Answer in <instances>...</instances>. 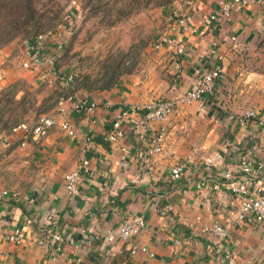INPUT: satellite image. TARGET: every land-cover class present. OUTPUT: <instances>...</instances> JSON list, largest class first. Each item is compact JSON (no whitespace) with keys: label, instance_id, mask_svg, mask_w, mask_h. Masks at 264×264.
<instances>
[{"label":"crops","instance_id":"crops-1","mask_svg":"<svg viewBox=\"0 0 264 264\" xmlns=\"http://www.w3.org/2000/svg\"><path fill=\"white\" fill-rule=\"evenodd\" d=\"M193 2L201 6L193 8L183 0L174 5L188 13L193 25L204 28L216 1ZM231 34L236 36V45L229 40ZM182 41L188 50L177 55V80L167 94L193 87L197 66L216 65L223 79L215 82L204 108L196 111L192 105L167 119L163 123L165 153L150 156L145 165L147 136L157 124L142 114H131L120 123L121 138L110 142L105 136L116 111L140 101L113 88L79 94L89 101L107 99L112 103L109 108L76 111L70 100L58 103L53 113L59 105L66 109L74 136L53 128L38 142L32 141L43 162L42 181L20 200L0 194L3 226L21 227L25 236L21 244L0 236V264L10 260L13 264H220L217 258L224 250L234 255L231 264H264V233L249 221H233L229 211L238 199L221 177L222 171L237 170L240 156L253 144L258 149L249 159L250 167L264 160V128L254 120L240 125L235 118L243 109L264 116V0L234 11L226 21L211 22L203 34L185 32ZM212 42L218 44L215 54L210 53ZM161 50L172 53L168 48ZM192 110L197 117L187 116ZM83 158L88 160L89 172L79 179L80 193L69 196L62 176ZM122 160L127 161V168L121 167ZM181 161L186 169L179 179L171 180L170 166ZM201 179L218 182V190L199 188L196 182ZM251 179L250 184L264 186V166ZM134 215L145 220L137 242L153 256L140 251L131 254L130 245L118 239L103 240V232ZM212 221L227 222V239L201 232V226ZM52 231L82 242L76 251L78 263L73 260L72 246L63 244L54 250L34 242L38 235Z\"/></svg>","mask_w":264,"mask_h":264},{"label":"rangeland","instance_id":"rangeland-1","mask_svg":"<svg viewBox=\"0 0 264 264\" xmlns=\"http://www.w3.org/2000/svg\"><path fill=\"white\" fill-rule=\"evenodd\" d=\"M175 1L31 0L34 10L25 14V0H0V133L53 112L60 97L86 98L79 94L94 89L119 88L140 102L177 95L167 94L177 80V54L151 45L163 9ZM47 30L53 36L42 38ZM37 46L43 64L24 68L26 51ZM193 110L187 116L197 117ZM31 142L10 138L0 149V194L12 201L42 181Z\"/></svg>","mask_w":264,"mask_h":264},{"label":"built area","instance_id":"built-area-1","mask_svg":"<svg viewBox=\"0 0 264 264\" xmlns=\"http://www.w3.org/2000/svg\"><path fill=\"white\" fill-rule=\"evenodd\" d=\"M215 8L207 15L202 24L204 28L199 29L196 25H193L189 20L188 13L174 4L169 5L163 9L160 27H158L156 35L151 42L152 48L155 50H161V48L171 49L175 54L181 56L185 55L188 48L182 41V35L187 33L198 32L203 34L205 27L211 22L226 21L228 20L234 11H238L248 7L257 0H215ZM193 8L201 6L200 2H193V0H183ZM53 36L50 30H47L43 36ZM230 42L236 45V36L231 34L229 36ZM218 44L212 42L210 44V53L215 54L218 51ZM27 57L22 66L26 69L35 70L43 64L42 52L40 48H31L26 51ZM221 58V56H218ZM197 74V82L193 87L186 89L184 92L177 94L169 98H150L141 102L131 103L116 111L111 123V129L107 132L106 140L114 142L123 136V131L120 128L121 121L129 118L131 114L143 115L148 121L157 124V128L154 132L147 136L148 146L145 149V156L143 157L144 164L146 165L150 156L156 154L165 153L164 148V136L165 128L163 123L169 118V116L181 105L187 103H193L195 110L200 111L206 105V98L211 94L213 86L216 81L223 79V72L218 66H210L206 68H195ZM68 77L66 80H69ZM73 96L67 95L60 97L58 103H63L65 100H70L73 103V107L76 111L85 110L92 112L98 106L111 107L112 103L105 100H91L87 98H75L73 102ZM65 108L59 105L55 113L49 112V114L39 115L35 121L28 124L13 125L6 133H0V146L7 143L10 138L18 140L22 146L26 145L28 138L33 142H38L42 137L47 135L51 129L56 128L66 136H74V129L67 119ZM254 120L257 125L264 128V116H260L254 109H243L237 116L236 121L240 125H245L248 121ZM258 149V146L253 144L251 148L240 156L239 166L235 172L231 170L222 171V182L227 185L231 194L237 197L238 201L236 207L230 210V214L233 215V221H249L255 224L259 230L264 233V186L250 184L252 179L259 170L264 166V160L258 162L255 168L250 167L249 159L253 155L254 151ZM125 153L128 150L122 148ZM121 167L127 168L128 163L126 160L121 161ZM186 164L184 161L176 162L169 168V178L171 180H177L180 178ZM89 172V164L87 159H81L71 170L65 172L62 176L63 188L69 196L78 195L80 190L78 189L79 179L83 174ZM196 186L209 187V189L218 190V182H209L208 180L201 179L196 182ZM4 191L3 193H5ZM48 219H52L48 216ZM145 220L140 215H134L124 219L117 228L109 229L103 232V240L108 243L115 240L123 241L130 245L129 252L132 254L135 251L146 253L148 256H153L152 251L147 249V246L140 245L137 242V237L140 231L144 228ZM228 224L226 221H212L208 224L201 226V232L212 234L219 239H227L229 232ZM0 236L15 244H21L25 236L22 233L21 227H8L3 226L2 220H0ZM34 242L38 246L52 247L53 249L62 248L63 244H67L73 247L72 253L74 254V261L78 263L80 258L77 255V249L81 247V243L75 242L73 239H66L58 231L44 232L38 237L34 238ZM75 250V251H74ZM234 255L224 250L223 253L217 258L220 264H231ZM7 264H13V261H8Z\"/></svg>","mask_w":264,"mask_h":264},{"label":"trees","instance_id":"trees-1","mask_svg":"<svg viewBox=\"0 0 264 264\" xmlns=\"http://www.w3.org/2000/svg\"><path fill=\"white\" fill-rule=\"evenodd\" d=\"M166 1H171V0H166ZM22 11L23 13L27 14L29 13L30 11H33L34 10V6L31 4V0H25L24 4L22 5ZM169 6V5H168ZM167 7V6H166ZM15 125V124H14ZM18 125V124H16ZM13 126V125H12ZM11 127V126H10Z\"/></svg>","mask_w":264,"mask_h":264}]
</instances>
